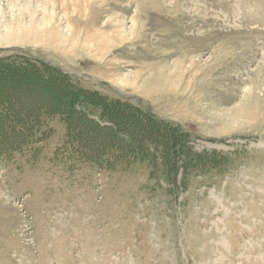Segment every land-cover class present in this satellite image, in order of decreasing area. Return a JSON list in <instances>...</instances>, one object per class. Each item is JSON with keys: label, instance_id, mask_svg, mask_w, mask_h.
<instances>
[{"label": "rangeland", "instance_id": "1", "mask_svg": "<svg viewBox=\"0 0 264 264\" xmlns=\"http://www.w3.org/2000/svg\"><path fill=\"white\" fill-rule=\"evenodd\" d=\"M13 53L181 125L226 163L181 160L175 177L81 164L48 117V138L0 155V264H264V0H0V57ZM6 72L20 117L67 104L60 83ZM130 125L161 164L160 128Z\"/></svg>", "mask_w": 264, "mask_h": 264}, {"label": "trees", "instance_id": "2", "mask_svg": "<svg viewBox=\"0 0 264 264\" xmlns=\"http://www.w3.org/2000/svg\"><path fill=\"white\" fill-rule=\"evenodd\" d=\"M0 69H5L6 73L9 72L8 75L19 73L26 76L28 73H32L44 82L50 84L58 82L66 95L67 102L63 108L39 107L20 117L14 109V106L18 104L13 105L12 101L0 93V133H4L5 130L11 136L9 140H5L6 137L3 138V142L6 141L5 144L0 141L2 142L1 147L6 145L1 148L0 155L4 154L6 150L12 153L15 149L22 150L24 147L33 146L37 144L39 138H48L50 131L47 129L49 128L47 119L59 116L64 123L61 136L64 138L63 148L67 155L71 154L81 164L86 163L102 169L115 170L120 166L128 167L137 162H145L152 167V174H156L155 172L158 171L167 172L169 177L170 175L175 177L178 170L177 165L181 160L185 164L184 170L189 168L195 170L207 166L217 169L222 163H226L223 159L217 160V158L207 155L206 152H197L192 147L190 148L188 145L190 134L181 125L162 120L152 112L131 104L125 97L109 98L97 90L80 86L73 75L35 56L13 53L0 57ZM53 86L55 85L53 84ZM67 106H72V109ZM96 112L99 113L102 121H110L113 126L104 125L95 118H91L90 116ZM126 112L132 115L137 124L128 119L124 114ZM121 122L131 124L130 128L136 127L135 130L140 128L139 125H146L150 127V130L153 129L151 128L153 125L160 128L159 132H156L160 137L156 135L157 138H155L158 141L152 142L164 143V161L160 164L157 155L147 145V140L143 141V139L132 137L128 127L120 126ZM87 124L103 130L109 129V134L103 137L108 140H94L92 133L86 130ZM6 155L10 154L5 153L4 156Z\"/></svg>", "mask_w": 264, "mask_h": 264}]
</instances>
